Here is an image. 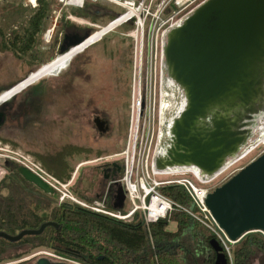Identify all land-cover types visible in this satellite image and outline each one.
Here are the masks:
<instances>
[{
  "label": "rangeland",
  "instance_id": "1",
  "mask_svg": "<svg viewBox=\"0 0 264 264\" xmlns=\"http://www.w3.org/2000/svg\"><path fill=\"white\" fill-rule=\"evenodd\" d=\"M74 1L76 3H72ZM201 1L148 0L147 7L158 19L155 22L151 16L147 18L143 32L144 47L150 39L155 44L161 31L157 28L159 25L169 21L171 16L176 20L178 15ZM47 2L48 14L34 49L23 57L9 50L0 52V103L11 98L9 104L13 110L12 118L0 127V136L9 140L0 141V179L8 173L12 162L40 167L33 153H52L64 144L82 147L89 152L67 158L72 171L66 182L59 184L44 177L55 190L49 195L53 196L55 203L77 204L93 211H112L115 190L117 186L123 188V152L127 145L130 119L135 111L138 86L141 96L155 102V108L159 102L155 78L159 62L154 59L155 47L153 60L150 63L142 60L140 66L137 50L140 28L133 22L118 25L122 19L108 24L121 9L107 0ZM94 7L100 9L98 15L93 14ZM35 9L36 0L35 4L24 3L23 0H0V42L7 44L15 33L23 34ZM171 31L166 35L165 47ZM66 33L87 38L59 54ZM165 64V74L168 71L167 77L177 84ZM149 85L151 91L148 93ZM165 108L161 125L163 136L156 142L154 135L147 156L154 152V164L159 168L187 167L193 163L184 161L183 151L176 147L173 133L185 108L180 107L175 98L167 100ZM259 112L254 113L257 116L253 114L250 119H243L244 124L236 127L242 138L212 170L211 173L218 176L209 192L261 154L262 143L233 162L262 138L264 119H260ZM95 117L104 122V132L96 128ZM5 195L7 190L0 189V201ZM175 228L176 223L169 220L166 229L173 231ZM19 251L24 252L20 258H9ZM21 261L24 264H39V261H44V264H81L59 257L44 247L31 249L29 245L9 248L0 264ZM191 264H201V260ZM248 264H264V255H254Z\"/></svg>",
  "mask_w": 264,
  "mask_h": 264
},
{
  "label": "water",
  "instance_id": "2",
  "mask_svg": "<svg viewBox=\"0 0 264 264\" xmlns=\"http://www.w3.org/2000/svg\"><path fill=\"white\" fill-rule=\"evenodd\" d=\"M263 24L264 0H207L168 35L169 43L165 47L168 70L184 87L188 101L175 125L174 141L183 151L184 161L207 173L242 138L236 127L245 121H234L236 108L224 116L221 104L238 98L250 77L251 65L241 56ZM85 39L75 33L64 34L59 54ZM257 86L254 82V92L247 103L257 99ZM9 100L0 103V127L12 118ZM216 103L219 106L213 109ZM207 116L211 119L210 125L204 121ZM196 121L201 122L198 127L201 131L193 126ZM94 124L100 132L105 131L106 126L99 117L94 118ZM17 172L40 191L54 193V188L29 167L19 164ZM124 199L122 186H117L113 208H121ZM204 205L233 244L252 232L264 235V152L208 192ZM49 225L57 227L56 223L47 221L36 229H23L14 235L0 231V238L16 242L25 235H39ZM209 244L215 253L213 264H228L218 241L212 238Z\"/></svg>",
  "mask_w": 264,
  "mask_h": 264
},
{
  "label": "trees",
  "instance_id": "3",
  "mask_svg": "<svg viewBox=\"0 0 264 264\" xmlns=\"http://www.w3.org/2000/svg\"><path fill=\"white\" fill-rule=\"evenodd\" d=\"M94 8L93 14L98 15L100 9ZM48 9L47 0H36L28 28L21 35L15 33L7 44L0 42V52L9 50L16 56L28 55L36 45ZM0 141L9 140L0 136ZM82 152L89 150L64 144L52 153H33V156L47 174L64 183L72 171L67 158ZM17 166L12 162L8 173L0 179V189L7 190L0 201V231L14 235L23 229H36L47 221L56 223L57 227L46 226L39 235H25L16 242L0 238V263L9 248L22 245L31 249L44 247L57 256L82 264H191L198 263V259L201 264L214 262L215 253L209 241L215 235L186 212L174 210L168 218L146 225L138 219L123 221L77 204L55 203L52 195L27 182L17 172ZM161 192L180 205L191 206V198L181 186L167 185ZM169 220L176 223L173 231L166 229ZM230 252L232 264H248L254 255H264V235L249 233L232 244ZM23 254L19 251L9 258L18 259Z\"/></svg>",
  "mask_w": 264,
  "mask_h": 264
},
{
  "label": "built area",
  "instance_id": "4",
  "mask_svg": "<svg viewBox=\"0 0 264 264\" xmlns=\"http://www.w3.org/2000/svg\"><path fill=\"white\" fill-rule=\"evenodd\" d=\"M23 1L24 3L35 4V0H31L30 2L28 0ZM81 1L83 2L84 0H80V2ZM107 1L115 4L121 9L119 14L108 22V24L122 19L118 25L133 22L138 29L140 28L139 46L137 48L140 66L142 60H148L149 63L153 60L152 51L153 46L155 47L154 59L159 62L158 71L155 73L156 82L158 83L157 97L159 102H157V106L155 108V102L145 100V96H141L140 86H138V95L134 101L135 111L130 119L127 145L125 151L123 152L124 169L121 181L123 184L125 199L122 208L116 210L113 209L112 211L106 209H99L95 211L123 221L138 219L148 225L150 223L168 218L174 210H181L209 229L215 235V239L222 247L223 252L230 259V246L233 242H231L223 230L218 227L210 212L204 205V199L210 188H212V182L218 174H209L201 168L199 169L195 167L197 165L193 164H190L187 167L178 166L177 168H159L154 164V152H152L150 156H147V154L150 153L149 146L154 138V135L156 142L163 136L161 125L162 116L164 114L163 109H166L165 106L167 104V100L175 98L176 103L179 105H181V102L184 103L185 101L182 98V89L178 84L172 82L167 77L168 74H165L164 71L166 68L164 58L166 35L171 29L177 28L181 24L183 17L178 15L177 19L174 20L173 16H171L169 18L170 22L167 20L163 24L159 25L157 28H161V31L159 33V37L155 40V44L150 39L148 45L146 44V47H144L143 32L146 27L147 18L151 16V20L155 19V16L149 10L150 8L146 5L148 0ZM151 1L152 0H150V2ZM157 19L158 16L156 17L155 22ZM116 25L117 24H115V26ZM162 67H164L163 71ZM173 89H175L174 93ZM146 91L148 93L151 91L150 85L147 87ZM261 143L264 145V134L259 142L248 147L245 153L233 162L243 158ZM262 152H264V148L262 149ZM34 167L54 182L59 183L39 166L37 167L33 165V167H29L44 181H46L44 179L45 176L42 177ZM46 182L50 184L48 181ZM50 185L52 186V184ZM167 185L181 186L190 196L192 201L191 206L180 205L162 193L161 188Z\"/></svg>",
  "mask_w": 264,
  "mask_h": 264
},
{
  "label": "flooded vegetation",
  "instance_id": "5",
  "mask_svg": "<svg viewBox=\"0 0 264 264\" xmlns=\"http://www.w3.org/2000/svg\"><path fill=\"white\" fill-rule=\"evenodd\" d=\"M206 1L207 0H202L200 3H198L194 7H191L189 10L185 11V13L180 14V16L184 18L187 15H192L195 12V10L199 8ZM188 17L189 16H187V18ZM185 20H183L177 28L181 27L184 24ZM164 58H165V63H166L165 48H164ZM241 58L242 60L246 61L245 63H250L251 65L250 74H249L250 77L246 79L244 85L241 88V91L239 92L238 98H234L232 103L227 102L228 104L227 103L221 104V108L223 109V112L225 111L224 116L228 115V112H230L231 108L233 109L236 108L234 111L235 113L237 112V115H235L236 116L235 118L243 121V119H250L251 117H253V114L255 112H259L258 109H261L259 112L260 114L259 116L261 117L260 119H264V24L262 25L260 32L256 34L254 38L252 39V44L244 50ZM167 74H168V71H167ZM254 82L258 84L257 90L255 91L257 95V99L255 102L247 103L248 98L254 92V89H253ZM177 84L182 89V92H183L182 98L185 100L184 103L181 102L180 106L186 109L187 103H188L186 91L180 83L177 82ZM224 113H222L221 115L223 116ZM254 116H257V115L254 114ZM209 120L210 119H208V116H207L205 121H208L209 123ZM195 125L196 123L194 124V126ZM195 127L200 128V126H195ZM199 128L198 130L201 131V129Z\"/></svg>",
  "mask_w": 264,
  "mask_h": 264
},
{
  "label": "bare ground",
  "instance_id": "6",
  "mask_svg": "<svg viewBox=\"0 0 264 264\" xmlns=\"http://www.w3.org/2000/svg\"><path fill=\"white\" fill-rule=\"evenodd\" d=\"M29 2L31 1V0H28ZM74 3H76L75 1H74ZM219 105L216 103V104H213V106H212V108H216V107H218ZM207 110H209V108L207 109ZM211 110V109H210ZM201 118V117H200ZM208 119H210V118H208ZM204 121H205V119H204ZM196 123V125L195 126H200L201 127V123L199 122V121H196V122H194V124ZM210 123H211V119L209 120V125H210ZM194 124H193V126H194ZM163 130V129H162ZM165 138V137H164ZM181 150V149H180ZM35 168V167H34ZM36 169V171L43 177V176H45L43 173H41L37 168H35Z\"/></svg>",
  "mask_w": 264,
  "mask_h": 264
}]
</instances>
